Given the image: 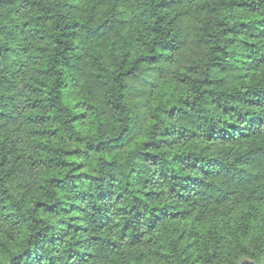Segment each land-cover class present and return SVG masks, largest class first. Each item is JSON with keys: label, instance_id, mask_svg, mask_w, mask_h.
Returning <instances> with one entry per match:
<instances>
[{"label": "trees", "instance_id": "1", "mask_svg": "<svg viewBox=\"0 0 264 264\" xmlns=\"http://www.w3.org/2000/svg\"><path fill=\"white\" fill-rule=\"evenodd\" d=\"M0 264H264V0H0Z\"/></svg>", "mask_w": 264, "mask_h": 264}]
</instances>
